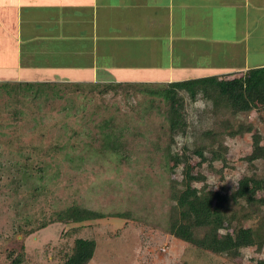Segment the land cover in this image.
Instances as JSON below:
<instances>
[{
	"label": "rangeland",
	"instance_id": "1",
	"mask_svg": "<svg viewBox=\"0 0 264 264\" xmlns=\"http://www.w3.org/2000/svg\"><path fill=\"white\" fill-rule=\"evenodd\" d=\"M4 85L0 84V264H10L22 243L26 257L22 264H62V256L79 237L97 240L89 264H189L198 258L199 253L174 233L180 218L178 213L170 214L168 191L171 176L182 178V167L175 174L169 173L165 160L159 159L163 158L162 152L153 146L157 127L168 121L165 113L148 109L149 95H127L123 91L100 94L83 86L77 91L76 86L63 84L66 89L59 92L61 98L33 103L25 100L29 104L18 106L23 102L17 105L8 97L12 84ZM39 85L45 84H36ZM50 85L56 90L62 84ZM204 105L202 100L187 101L191 126L187 135L174 138L179 151L187 143L194 148V134L204 127L200 119ZM17 109L22 110L21 116H16ZM256 116L253 113L241 121L253 122ZM112 118L127 128L125 137L131 143L130 157L121 163L112 153H98L103 137L100 127ZM226 142L227 164L219 151L209 152L206 160L192 150L189 155L192 164L201 162L199 168L206 174L209 188H221L234 198L239 181L247 172L243 170L242 158L260 153L262 143H256L251 133ZM51 146L60 149L48 152ZM24 163L31 176L16 195L12 179L24 173ZM203 183L198 181L195 185L201 187ZM32 186L41 194L30 189ZM75 203L105 213L131 209L138 220L108 217L85 221L82 227L54 222L29 233L42 221H50L58 210ZM168 226L171 232H166ZM245 254L241 264L264 260V249L257 253L250 247ZM197 264L234 262L202 253Z\"/></svg>",
	"mask_w": 264,
	"mask_h": 264
},
{
	"label": "crops",
	"instance_id": "2",
	"mask_svg": "<svg viewBox=\"0 0 264 264\" xmlns=\"http://www.w3.org/2000/svg\"><path fill=\"white\" fill-rule=\"evenodd\" d=\"M262 53L264 0H0V82L162 87Z\"/></svg>",
	"mask_w": 264,
	"mask_h": 264
},
{
	"label": "trees",
	"instance_id": "3",
	"mask_svg": "<svg viewBox=\"0 0 264 264\" xmlns=\"http://www.w3.org/2000/svg\"><path fill=\"white\" fill-rule=\"evenodd\" d=\"M0 84H8V86L12 84V91L7 90L8 97H12V102L17 105L23 102L18 106L29 104L26 101L33 103L40 99L41 102H47L61 98L59 92H65L66 89L63 84L60 87L58 85L56 90H52L54 88L50 84L36 86V84L9 81ZM80 89L79 86L75 90L80 91ZM94 89L100 94H105L111 89L116 93L123 91L127 95L136 93L149 95L148 109L150 111L158 109L159 113H165L168 122L157 127L158 137L153 146L157 152H162L164 159L160 156L159 159L165 160V167L169 173L175 174L178 167H182L181 179L170 177L168 197L171 204L170 214L178 213L180 218L174 231L176 237L187 242L199 253L198 258H194V262L189 264H197L202 253L222 256L234 264H241L246 258L245 250L248 248L254 247L257 253L263 251L264 67L250 69L238 77L195 79L170 86L96 85L91 91L93 92ZM188 100L191 103L204 101L200 118L204 127L199 133L195 132L193 149L187 143L179 151L176 148L178 142H175L174 138L178 135H187L191 126L187 117ZM20 111L22 112L21 109ZM20 111L18 109L15 111L16 116L22 115ZM253 113L257 115L253 122L241 121V118L245 119ZM100 128L103 137L102 142L97 146L98 153L106 156L112 153L120 163L127 161L130 157L129 151H132L130 140L125 137L127 128L118 125L114 118L106 120ZM255 128L257 131H254ZM248 133L252 134L256 143H262L261 152L251 153L242 158L245 162L243 170L247 172L239 181L236 196L232 198L221 188L218 190L209 188L205 183L207 176L199 168L201 162L192 164L190 157L192 155H189V151L192 150L193 154L204 160L208 159L209 152L219 151L223 155L220 158L227 164L226 154L229 151L227 139L244 137ZM59 149L58 146L47 148L48 152ZM210 166L212 167V164ZM23 168H25L24 175H16L12 179L15 185L13 192L16 195L26 186L25 179L31 176L27 163H24ZM198 181L204 182L201 187L195 185ZM30 189L37 192L38 188L32 186ZM39 194L41 191L37 192V195ZM108 217L138 220L131 209L105 213L75 203L58 210L50 221H42L29 233L48 227L54 222H63L67 225L80 224L82 227L85 221ZM171 230L170 226L166 228V232ZM96 248V239L76 238L62 256L64 258L62 264H89ZM8 256L11 259L12 250L8 252ZM25 259V244L22 243L21 249L10 260V264H22ZM255 264H264V260L258 258Z\"/></svg>",
	"mask_w": 264,
	"mask_h": 264
}]
</instances>
